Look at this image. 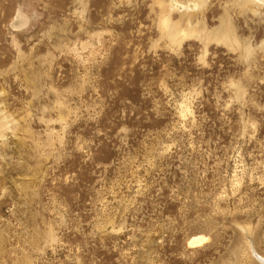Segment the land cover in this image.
<instances>
[{
  "label": "rangeland",
  "instance_id": "obj_1",
  "mask_svg": "<svg viewBox=\"0 0 264 264\" xmlns=\"http://www.w3.org/2000/svg\"><path fill=\"white\" fill-rule=\"evenodd\" d=\"M257 256L264 0H0V264Z\"/></svg>",
  "mask_w": 264,
  "mask_h": 264
},
{
  "label": "bare ground",
  "instance_id": "obj_2",
  "mask_svg": "<svg viewBox=\"0 0 264 264\" xmlns=\"http://www.w3.org/2000/svg\"><path fill=\"white\" fill-rule=\"evenodd\" d=\"M227 33H228V32H227ZM223 35H224V34H223ZM227 42H228V41H227ZM198 240H199V237L193 239L192 241L195 242V243H197ZM195 243H189L188 245H189L190 247H194V246H196ZM257 258L260 260L261 264H264V260H263L262 258H260V257H258V256H257Z\"/></svg>",
  "mask_w": 264,
  "mask_h": 264
}]
</instances>
